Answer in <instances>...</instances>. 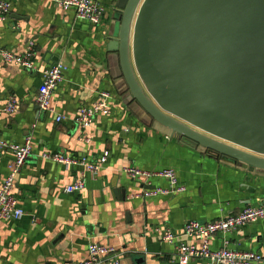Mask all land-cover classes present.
Listing matches in <instances>:
<instances>
[{"label":"crops","instance_id":"crops-1","mask_svg":"<svg viewBox=\"0 0 264 264\" xmlns=\"http://www.w3.org/2000/svg\"><path fill=\"white\" fill-rule=\"evenodd\" d=\"M8 18L0 22V49L22 53L34 41L35 70L5 63L0 56V107L11 96L18 109L0 116V138L19 143L32 136V153L16 178L19 220H0V264H70L87 257L92 241L112 245L120 264H176L174 246L153 231L165 226L180 234L191 220L213 221L264 200V172L249 171L235 161L193 146L156 123L133 100L122 77L118 43L114 38L116 0H99L103 20L92 25L63 10L53 0H10ZM65 66L45 112L36 103L42 71ZM101 92L109 94V115H97L82 131L72 119L77 108L90 105ZM57 114L66 118L56 122ZM98 159L106 163L88 174L79 193L64 187L80 175L81 166L66 167L47 153ZM13 154L0 149V186ZM175 171L181 193L135 198L143 188L169 187L163 177L148 185L130 179L123 169ZM254 251L264 256V220L216 234L210 243L219 249ZM187 244L198 239L180 236ZM195 258L188 264H205ZM215 264V263H213Z\"/></svg>","mask_w":264,"mask_h":264},{"label":"water","instance_id":"water-1","mask_svg":"<svg viewBox=\"0 0 264 264\" xmlns=\"http://www.w3.org/2000/svg\"><path fill=\"white\" fill-rule=\"evenodd\" d=\"M122 77L152 120L264 172V0H116Z\"/></svg>","mask_w":264,"mask_h":264},{"label":"built area","instance_id":"built-area-1","mask_svg":"<svg viewBox=\"0 0 264 264\" xmlns=\"http://www.w3.org/2000/svg\"><path fill=\"white\" fill-rule=\"evenodd\" d=\"M55 5L63 10H73L76 18L84 20L92 25L102 22L105 8L99 0H53ZM11 11L10 0H0V22L8 18ZM34 41H29L27 48L22 53L13 52L9 49H0V56L7 64H16L30 71L36 67L33 62ZM65 66L55 63L42 71V82L37 89L36 103L45 112H53L51 98L55 88L63 80ZM109 94L101 92L98 99L90 105H81L77 108L72 119L73 124L80 130L88 129L97 115H109L110 105ZM19 107L18 100L11 96L6 104L0 107L2 114H11ZM62 114L56 115V122L65 120ZM0 149L9 150L13 154V161L9 166V172L0 186V220H19L24 216V210L18 204L16 178L23 165L32 153V136L27 133L22 142H8L0 138ZM45 156L55 162L68 167L81 166L79 177L64 187L66 193H79L85 186V179L88 174H96L107 160V153L104 152L98 159L87 157L71 156L59 152L47 153ZM123 172L132 180L143 185H148L152 177H163L169 181V187L142 189L133 195L135 198H147L170 193H181L185 187L177 184L175 171L171 168L160 171L140 170L133 166L123 169ZM264 220V200L257 206H246L240 211L231 215L217 218L213 221L202 222L198 220L188 221L182 228L180 234L174 233L165 226H156L153 231L163 242L174 246V262L176 264H188L195 258L205 259V264H264V256L254 251H236L229 249L224 244L216 250L210 248L211 239L216 234L227 235L235 230L253 225ZM198 239L199 244H187L179 240V237ZM120 255L112 245H105L92 241L87 247V257L82 261L71 262L70 264H120Z\"/></svg>","mask_w":264,"mask_h":264}]
</instances>
